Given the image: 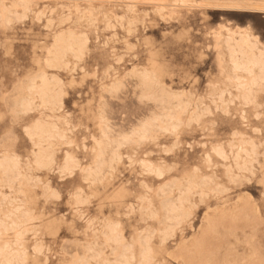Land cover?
Instances as JSON below:
<instances>
[{"label":"rangeland","instance_id":"rangeland-1","mask_svg":"<svg viewBox=\"0 0 264 264\" xmlns=\"http://www.w3.org/2000/svg\"><path fill=\"white\" fill-rule=\"evenodd\" d=\"M243 32L264 0H0V264H264Z\"/></svg>","mask_w":264,"mask_h":264},{"label":"bare ground","instance_id":"bare-ground-1","mask_svg":"<svg viewBox=\"0 0 264 264\" xmlns=\"http://www.w3.org/2000/svg\"><path fill=\"white\" fill-rule=\"evenodd\" d=\"M234 40V38H232L231 36L229 37V40H228V44L230 46V49H231V60L233 61L234 63V66L237 67V68H243V69H248L252 66V68L254 67H258L260 69V71H264V54H262L261 52L258 53V51H256V49L258 48L256 44H254L252 42V33H248V32H243L241 37L239 39H237V41H232ZM236 52H239L241 53V57L239 58L238 56H236ZM257 69V68H256ZM255 69V70H256ZM47 156V155H46ZM38 163H40L38 161ZM5 165V164H3ZM41 165V164H40ZM15 166V165H14ZM4 168V166H2ZM7 167V166H6ZM9 167V166H8ZM19 169V167H18ZM20 172V171H19ZM20 174V173H19ZM168 204V203H167ZM113 230V229H112ZM112 230H110V234L113 233ZM107 232V231H106ZM107 235V234H106ZM116 235V234H115ZM113 235L111 236H107V237H112ZM114 237V236H113ZM117 237V235H116ZM101 239V238H99ZM106 239V238H105ZM114 239V238H111V240ZM109 240V239H108ZM96 241V240H95ZM107 241V240H105ZM113 241H116V240H113ZM119 241V240H118ZM117 241V242H118ZM99 244V243H97ZM141 244V243H140ZM143 246V244H141ZM116 247V246H115ZM255 247V246H254ZM253 247V248H254ZM117 248V247H116ZM119 248V246H118ZM118 248L116 250H118ZM149 248V247H148ZM147 249V248H146ZM144 249V250H146ZM113 251V250H112ZM150 251V250H149ZM147 251V252H149ZM117 251H115L114 253H116ZM121 252V251H120ZM119 253V252H118ZM123 253V251H122ZM122 253H119L118 255L120 256V254ZM117 254V253H116ZM126 254V253H125ZM143 254V253H142ZM149 254V253H148ZM148 254H144V257H148ZM21 255V254H20ZM24 256V255H22ZM21 256V257H22ZM9 257V256H8ZM16 257V256H15ZM18 257V256H17ZM118 257V256H117ZM116 257V258H117ZM122 257V255H121ZM126 257V255H125ZM12 258H14V256L12 255ZM11 258V259H12ZM19 258V257H18ZM110 258V257H109ZM22 259H24L22 257ZM143 259V258H142ZM150 259H152L150 257ZM150 259H147V263L148 260ZM127 260V259H126ZM145 260V258L143 259ZM260 261V260H259ZM144 262V261H143ZM146 262V261H145ZM261 262V261H260ZM258 262V264L260 263ZM141 262L139 261V264ZM257 263V262H256ZM142 264H145V263H142Z\"/></svg>","mask_w":264,"mask_h":264},{"label":"snow or ice","instance_id":"snow-or-ice-1","mask_svg":"<svg viewBox=\"0 0 264 264\" xmlns=\"http://www.w3.org/2000/svg\"><path fill=\"white\" fill-rule=\"evenodd\" d=\"M228 7L229 5H206V7ZM260 39H264V35L261 36ZM63 179V176L61 177ZM259 183L261 185H264V169L261 170V176H260V180ZM262 196H264V193H262ZM57 199H59V197H56ZM73 199L78 200L79 199V189H76L75 192H69V200L70 203L72 202Z\"/></svg>","mask_w":264,"mask_h":264}]
</instances>
